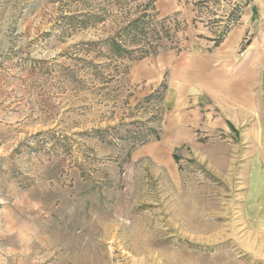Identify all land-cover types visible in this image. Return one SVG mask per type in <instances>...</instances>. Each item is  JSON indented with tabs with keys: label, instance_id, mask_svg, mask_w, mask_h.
<instances>
[{
	"label": "rangeland",
	"instance_id": "rangeland-1",
	"mask_svg": "<svg viewBox=\"0 0 264 264\" xmlns=\"http://www.w3.org/2000/svg\"><path fill=\"white\" fill-rule=\"evenodd\" d=\"M255 1L0 0V264H264V141H171L133 79Z\"/></svg>",
	"mask_w": 264,
	"mask_h": 264
},
{
	"label": "crops",
	"instance_id": "crops-1",
	"mask_svg": "<svg viewBox=\"0 0 264 264\" xmlns=\"http://www.w3.org/2000/svg\"><path fill=\"white\" fill-rule=\"evenodd\" d=\"M202 32L192 50L160 53L133 71L136 82L167 87L164 135L183 142L193 128L195 139L199 130L233 126L263 142L264 0L245 5L220 42Z\"/></svg>",
	"mask_w": 264,
	"mask_h": 264
},
{
	"label": "trees",
	"instance_id": "trees-1",
	"mask_svg": "<svg viewBox=\"0 0 264 264\" xmlns=\"http://www.w3.org/2000/svg\"><path fill=\"white\" fill-rule=\"evenodd\" d=\"M146 16H147V13L145 12L140 17H137L136 19H132L127 25H125V27L122 28V32H137L140 29L142 30L144 26L146 25V21H145ZM222 39L223 37H220V39L217 40V43L220 42ZM111 42L116 48L117 52L127 51V49H124L121 43L116 41V39H113ZM156 138L159 139L158 136Z\"/></svg>",
	"mask_w": 264,
	"mask_h": 264
}]
</instances>
